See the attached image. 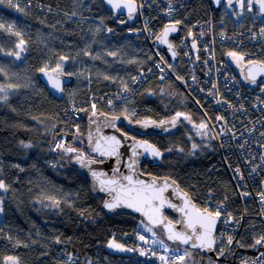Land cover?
Returning a JSON list of instances; mask_svg holds the SVG:
<instances>
[{"label":"trees","instance_id":"trees-1","mask_svg":"<svg viewBox=\"0 0 264 264\" xmlns=\"http://www.w3.org/2000/svg\"><path fill=\"white\" fill-rule=\"evenodd\" d=\"M196 7L207 14L205 0H197ZM88 12L111 26L135 24L134 16L117 15L104 0H0V54L14 51L22 38L26 54L21 62H27L37 86L36 90L19 86L14 94L0 98V180L6 186L0 188V264L8 257L20 264H84L62 254L94 255L99 246L104 251L114 232L143 231L133 214L107 213L104 196L93 191L74 163L75 158L89 157L88 119L96 114L127 116L130 122L145 126L171 121L160 132L134 129L127 121L119 125L127 134L149 140L165 152L159 164L145 163L142 170L172 178L201 209H206L210 193L233 209L239 203L210 127L174 79L159 81L154 76L122 103L89 99L97 94L104 97L118 81L128 85L138 70L151 65L154 54L143 38H104L101 26L84 18ZM115 41H129L127 62L108 55L102 61L92 57L95 45L105 47ZM81 49L89 52L79 57L84 68L75 60ZM47 64L54 71L79 72L62 102L38 80V71ZM7 82L0 70V85ZM73 102L79 103L80 118L70 116ZM64 130H71L67 148L75 151L60 152L47 165L52 142ZM12 237L19 244L15 246Z\"/></svg>","mask_w":264,"mask_h":264},{"label":"built area","instance_id":"built-area-1","mask_svg":"<svg viewBox=\"0 0 264 264\" xmlns=\"http://www.w3.org/2000/svg\"><path fill=\"white\" fill-rule=\"evenodd\" d=\"M135 1L138 10L132 27L111 26L90 12L84 17L101 26L104 38L115 35L143 38L154 54L151 65L138 70L120 93L114 91L104 98L111 103H122L153 76L159 81L174 78L182 86L210 125L216 149L231 175L239 201L233 209L213 193L206 199V209L213 214L220 212L212 264H264V240L257 243L264 237V79L253 82L242 78L245 64L264 65V17L247 14L240 20L228 13L227 0L218 10L205 0L204 20L193 15L197 0ZM167 23L181 26L175 46L182 61L168 60L153 44L162 25ZM216 49H219L217 55ZM230 52L236 56H230ZM79 107L77 102L72 105L71 117L78 116ZM67 135L61 133L54 138L52 158L47 160V165L53 164L66 144ZM138 231L133 245L142 257L135 262L128 257L101 255L99 251L97 255H66L89 264H171L181 260L182 255L154 247L147 233Z\"/></svg>","mask_w":264,"mask_h":264},{"label":"water","instance_id":"water-1","mask_svg":"<svg viewBox=\"0 0 264 264\" xmlns=\"http://www.w3.org/2000/svg\"><path fill=\"white\" fill-rule=\"evenodd\" d=\"M237 0H231L234 5ZM106 6L119 16L129 17L137 11V2L134 0H104ZM224 0H209L211 7L218 10ZM254 10L264 16L258 0L253 1ZM118 5V7L116 6ZM179 23H167L157 34L153 43L168 58L175 61L179 55L175 48L174 39L180 35ZM43 69V71H41ZM38 71L37 77L48 93L56 100H62L65 90L73 80L74 76L64 71H54L49 68H42ZM243 77L245 80L259 81L264 79V65L257 62H250L244 66ZM58 82L59 88H54L53 84ZM125 116H110L107 114H96L88 119L87 157L74 159L82 173L89 179L93 191L100 196H104L103 207L107 213H130L139 218L153 229H161L167 240L173 244L188 247L206 254L211 258L216 257L217 233L219 230V217L213 215L212 221L207 228L197 226L195 233L185 226L187 217L180 208L185 207L188 201V209L193 207L203 213L205 209L199 208L179 184L170 177L156 176L144 172L142 167L145 163L152 165L159 164L165 152L160 150L149 140L138 138L127 134L119 128L121 123L126 122ZM172 122L154 123L145 126L140 123H133L131 127L141 131L160 132L171 126ZM115 138V139H113ZM118 142V143H117ZM153 150L159 151V156L153 155ZM81 159L83 163H81ZM93 173H96L94 176ZM131 176L132 183L124 177ZM114 181V183H113ZM137 181L145 184H153L156 188H165L162 193V203L160 200L153 201L151 206L134 202L125 196L129 188L139 185ZM167 185V187H165ZM106 203L115 204V207L108 208ZM133 206L129 207L128 204ZM173 205L175 207H173ZM139 209V210H137ZM208 213H212L207 210ZM177 220H173L168 215ZM213 214V213H212ZM176 233H183L185 237L191 236L187 243L183 239H170ZM196 237H200L197 239Z\"/></svg>","mask_w":264,"mask_h":264},{"label":"rangeland","instance_id":"rangeland-1","mask_svg":"<svg viewBox=\"0 0 264 264\" xmlns=\"http://www.w3.org/2000/svg\"><path fill=\"white\" fill-rule=\"evenodd\" d=\"M254 1V0H253ZM226 9L228 13L238 19L242 20L245 18L246 13L249 15H257L254 10V4H252L251 10H249L247 6V0H245L243 6L239 0H237L236 9L230 5L229 0L226 3ZM122 41V40H120ZM125 46L131 47L129 41L125 42H111L105 43V47L103 45H95L94 52H92V57L95 59H100L101 61L103 58L105 59L106 56H111L113 59L118 58L122 61V63L127 62L126 57H128L129 52L127 51ZM108 48V49H106ZM89 52L87 50L81 49L79 52V56L75 57V60L80 64L81 67H85L84 60H81L79 57L81 55L86 56ZM26 54V42L21 38L20 41L17 42L14 51L11 52H2L0 56L3 58L0 60V70L4 72V74L8 78V82L4 85H0V98L5 99L8 94H14L19 86H25L27 89H37V86L33 82V72H30L27 68V62H21L24 55ZM77 65V64H76ZM46 67L48 68L49 65L47 64ZM73 67V66H72ZM63 100V99H62ZM62 100H58L62 102ZM75 102L69 105V108L72 110V105ZM125 109V108H124ZM126 110V109H125ZM127 111V110H126ZM132 112H129L130 116H133ZM181 116V115H180ZM179 116V117H180ZM80 118V114L78 116ZM75 118V117H74ZM135 123V122H133ZM67 140L65 146L60 150L63 153H66L68 150L67 148V141L70 137L71 130L68 132ZM60 152L58 154H60ZM169 215V214H167ZM3 222V207H2V200L0 199V223ZM139 226L147 233L149 238L151 239V244L162 250V251H174L179 255H182L183 259L180 261H174L171 264H212L214 259L209 257H204L199 251L190 249L185 246L173 244L167 240L164 233L161 229H153L143 221L139 220ZM139 234L138 230L126 231V232H114L110 239L104 244V251L106 254L119 257V258H131L132 260H139L142 257L141 252H139L136 247L133 245L136 244L135 239H137V235ZM14 237H12L13 239ZM6 239H9L7 237ZM13 242L19 244L16 239H13ZM117 245L119 247H117ZM98 251L101 255L104 254V251L99 249ZM97 251V252H98ZM97 252L94 251V255H97ZM69 254V253H68ZM62 256L66 257L68 260L72 262H82L84 264H89L84 260H73L65 254ZM11 258V259H9ZM134 258V259H133ZM4 264H20L19 260L14 257H8L5 259ZM138 264V263H137ZM160 264H165L160 262Z\"/></svg>","mask_w":264,"mask_h":264},{"label":"snow or ice","instance_id":"snow-or-ice-1","mask_svg":"<svg viewBox=\"0 0 264 264\" xmlns=\"http://www.w3.org/2000/svg\"><path fill=\"white\" fill-rule=\"evenodd\" d=\"M111 2V0H110ZM229 2L231 3V0H229ZM239 2L241 3V6H243L245 0H239ZM259 4H260V8L262 11H264V0H258ZM252 4H253V0H247V6L249 8V10H251L252 8ZM118 7V5H116ZM262 31H264V29H262ZM230 56L235 57L236 53H229ZM43 71V69L41 70ZM253 81H255V77H253ZM54 88H59V83L56 82L53 84ZM181 115V113H177L176 116L179 117ZM163 123V121L161 122ZM115 139V138H113ZM118 143V142H117ZM59 147V145H58ZM68 151H75L74 149H67ZM153 155L154 156H159L160 152L153 150ZM81 163H83V160L81 159L80 161ZM93 175L95 176L96 173H93ZM125 180L129 181V183H132V177L131 176H127L124 177ZM114 183V181H113ZM137 185H139L138 187L135 188H129L126 190L125 192V196L137 203H141L144 204L146 206H151V204L153 203V201L156 200H160L161 203L162 201V193L165 190V188H156L155 187V182H153V184H145L143 181H137L136 182ZM6 186L4 185V182L2 180H0V188H5ZM165 187H167V185H165ZM108 208H112L115 207V204H111V203H106L105 205ZM129 207H132L133 204L129 203L128 204ZM173 207H175L173 205ZM188 209V201H185V207L180 208L179 211L183 212L185 214V216L187 217L185 226L189 229H192L193 233H195L197 226H199L200 228H207V225H209L210 223H213L214 221H212V216H219L220 212L217 211L216 213L212 214V213H208L207 210L205 209V211L203 213L199 212L198 210H196L194 207L191 210H186ZM139 210V209H137ZM170 239H183V241L185 243L188 242L189 239H191V236H187L185 237L183 235V233H176L175 236H170ZM197 239H199L200 237H196ZM141 239H143V237H141ZM264 240V237H261V240H258L257 243H261V241ZM117 247H119L117 245ZM11 259V258H9ZM161 259L163 260L164 258L161 257ZM180 259H183V257H180Z\"/></svg>","mask_w":264,"mask_h":264},{"label":"bare ground","instance_id":"bare-ground-1","mask_svg":"<svg viewBox=\"0 0 264 264\" xmlns=\"http://www.w3.org/2000/svg\"><path fill=\"white\" fill-rule=\"evenodd\" d=\"M193 15H194V17H196V18H198V19H200V20H204L205 19V17H206V14L204 13V14H201V12H199V10H198V7H195V9L193 10ZM140 16H142V14H140V15H138L137 16V19L140 17ZM219 53V49H216L215 50V54L217 55ZM178 55H179V53H178ZM178 59H180V61H182V58L179 56L178 57ZM177 59V60H178ZM45 68V67H44ZM78 74V76H79V72L77 73ZM77 74H70V75H72V76H74V80H75V78H76V76H77ZM154 77V76H153ZM172 79H174V78H172ZM73 80V81H74ZM126 86L124 85V84H122L120 81H118L116 84H115V90H113V91H110V92H108L106 95H109V94H111L112 92H116V93H120L122 90H123V88H125ZM46 88V87H45ZM47 90V89H46ZM97 99H100L101 100V102H103V99H104V97H102V95H99V94H97V95H95V97H94V100H97ZM111 103V102H110ZM111 104H114V103H111ZM125 117H127V116H125ZM75 118H79V117H75ZM136 123H138V122H136ZM70 127V126H69ZM69 132V130H64V132H62V133H67V134H69L68 133ZM61 134V133H60ZM47 163V162H46ZM230 174V173H229ZM230 177H231V175H230ZM128 264H130V263H128Z\"/></svg>","mask_w":264,"mask_h":264},{"label":"flooded vegetation","instance_id":"flooded-vegetation-1","mask_svg":"<svg viewBox=\"0 0 264 264\" xmlns=\"http://www.w3.org/2000/svg\"><path fill=\"white\" fill-rule=\"evenodd\" d=\"M127 123L131 126V124H133V122H130L129 120H127ZM149 126V125H148ZM145 132H151V131H145Z\"/></svg>","mask_w":264,"mask_h":264}]
</instances>
